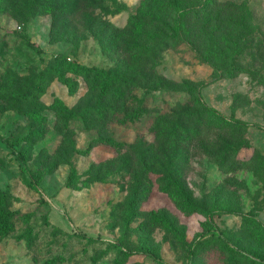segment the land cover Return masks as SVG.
Segmentation results:
<instances>
[{
	"label": "rangeland",
	"instance_id": "374dc122",
	"mask_svg": "<svg viewBox=\"0 0 264 264\" xmlns=\"http://www.w3.org/2000/svg\"><path fill=\"white\" fill-rule=\"evenodd\" d=\"M37 1L55 9L47 14L34 5L36 13L26 20L23 0L0 1V137L6 138L0 140V187L13 193V208L24 215L12 233L0 236V264H116L115 259L124 258L115 246L118 241L132 248L147 243L165 264H187L208 215H186L158 190L173 164H183L201 206L231 207L212 217L215 228L233 244L264 251V243L256 241L244 220L252 216L264 225V0H224L223 5L208 6L204 0H186L185 5L194 7L187 17L189 36L155 60L145 47L151 48L167 23L176 21L178 10L168 5L170 0H66L75 3L73 8L62 0ZM234 3L239 6L228 9ZM217 13L222 28L215 30ZM134 16L145 21L139 46ZM208 17L212 22L205 26ZM236 20L243 24L233 26ZM210 46L215 48V66L202 57ZM62 56L132 77L127 99L111 112L108 98H99L86 78H78L73 93L57 78L40 83V74ZM233 56L241 70L230 75ZM191 87L219 113L245 123L233 135L239 151L223 167L217 159L227 133L210 132L213 156L203 139L186 147V110L200 109L188 105L195 93ZM32 92L45 126L23 112V95ZM134 97L142 100L144 115L125 123L123 116L137 108ZM56 99L77 115L56 108ZM42 128V137L32 134ZM106 137L122 142L123 150L108 145ZM73 167L78 183H87L80 189L66 186ZM146 167L154 189L140 210H167L177 217L186 228L185 244L161 228L126 232L125 205L137 181L147 177ZM136 263L160 264L144 253H133L119 264ZM239 264L254 260L245 256Z\"/></svg>",
	"mask_w": 264,
	"mask_h": 264
},
{
	"label": "trees",
	"instance_id": "16d2710c",
	"mask_svg": "<svg viewBox=\"0 0 264 264\" xmlns=\"http://www.w3.org/2000/svg\"><path fill=\"white\" fill-rule=\"evenodd\" d=\"M1 2H10V0H0ZM217 1V2H216ZM63 5L66 7L73 8L75 3L71 5L66 0H62ZM75 2V1H74ZM186 0H170L169 6L177 8L178 17L174 23H167L166 29L163 30V34L158 39L154 40L151 48L145 47L148 51L149 56L152 60H155L163 50L169 49L171 47H176L189 36L187 29V17L193 12L194 7L185 5ZM226 1L224 0H204L205 5L218 4L223 5ZM34 5H38L39 8L47 14L52 13L55 9V5L45 4L41 5L37 0H23V8L26 10L25 19L33 17L36 13ZM239 5L230 4L228 9L235 10ZM250 8V6H249ZM68 9V8H67ZM249 10L247 19H252V14ZM71 11L69 10V14ZM134 24L137 27V34L135 35V44L140 45L139 38L143 34V27L145 21L134 16ZM215 30L222 28V22L220 21V14L217 13L215 16ZM212 22L210 17L204 18V24L209 25ZM243 24L241 21H231L233 26H238ZM212 35V34H211ZM228 43L233 45H238L237 40L228 39ZM214 44V42H212ZM208 52L205 56L202 55L203 60L212 63V57L215 54V48L208 47ZM143 53V51H141ZM240 55H245L242 51H239ZM237 55V54H236ZM223 57V55H222ZM236 56H233L232 66L230 68V75L241 70V66L236 63ZM217 60H221V56L217 57ZM146 66V65H145ZM83 77L88 79L93 84L95 90L99 91V98L104 100L108 98V111H115L116 104L122 100H125L129 90L131 89L132 77H127L125 75L116 74L108 69L101 68L98 66H88L78 61L69 60L67 56H62L56 60V62L48 69L47 72L40 74V83L50 82L57 78L59 81L63 82L68 86L70 92H74V87L78 84V78ZM192 93L190 99L188 100V105H197L200 109L199 112L186 110V121L184 135L186 136V147L189 149L195 140L203 139L205 145L208 148V154L213 156L215 146L212 145L210 140V132H217L218 130L223 133H227V139L225 142V149L217 159V164L220 167L225 166L228 161L235 155L239 148L233 142V135L236 132H241L245 128V123L235 117L228 118L225 115L219 113L214 107L209 106L202 98L200 91L196 87H191ZM34 92L23 95V100L25 101L26 107L23 110L27 116H29L34 122L38 123L40 126H45L44 115L42 114L39 107L35 106ZM137 101V108L132 114H127L123 116V122H136L142 118L144 115L143 105L139 104L140 100L134 97ZM127 99V98H126ZM23 100L20 102L23 104ZM56 108H59L63 113H67L72 117L77 115V112L73 108L67 107L62 100L56 99L54 101ZM46 130L43 128L33 131L32 134L35 137H42ZM214 139V138H213ZM1 141H6L5 137H0ZM108 145L116 148L117 150H123L124 144L115 140L112 137H106L103 139ZM24 151L22 152V158L25 159ZM261 163L264 165V155L262 156ZM147 167L145 168V180L141 179L137 181L135 190L132 197L125 205V224L126 232L130 233L132 231H138L139 233H145L148 229L161 228L166 231V233L174 237L179 243L185 244L187 242L186 228L182 225L178 218L173 216L167 210H150L147 212H142L140 210L141 202L143 199L148 197L154 189V182L151 180L147 173ZM77 169L73 167V170L66 183L67 187L73 189H80L87 183L84 182L82 185L78 183L76 178ZM39 178H36L38 181ZM32 188L39 190L37 183L34 180H29ZM158 190L167 194L173 201L175 207L186 215H190L195 212H202L208 215V219L205 221L204 231L200 234L201 239L195 243V245L189 250L187 256V264H239L245 256L252 257L254 264H264V251L257 247H247L243 248L239 245L231 243L217 228L211 223L212 217L218 211L226 210L231 211V207H221L222 205L215 206L213 208H208L201 206L195 196L193 191L190 189L187 179L184 175L183 164H173L167 171L161 182L158 184ZM16 197L8 189H3L0 187V236H6L12 233L18 220L24 217L19 209L13 208V203ZM142 218L137 226L132 227V224L137 223L138 220ZM249 232L260 244L264 243V225L261 221L256 219V217L246 216L244 218ZM220 242V243H218ZM218 244L220 248L217 247ZM117 249L124 255L123 259H115V263L119 264L124 261L133 253H144L149 257L153 258L154 261L157 260L160 264H165L160 254L155 247L144 243L135 248L127 247L125 242L118 241L115 243ZM213 246V247H211ZM215 246L217 248H215ZM58 258L64 259L61 255ZM136 264H146V263H136Z\"/></svg>",
	"mask_w": 264,
	"mask_h": 264
}]
</instances>
